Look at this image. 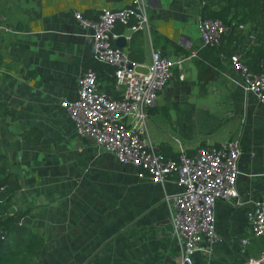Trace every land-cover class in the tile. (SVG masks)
Segmentation results:
<instances>
[{"label":"crops","instance_id":"crops-1","mask_svg":"<svg viewBox=\"0 0 264 264\" xmlns=\"http://www.w3.org/2000/svg\"><path fill=\"white\" fill-rule=\"evenodd\" d=\"M201 1L149 0L142 64L151 62L153 49L176 55V44L191 52L201 45ZM131 3L0 1V16L7 17L12 29L0 30V102L13 112L0 118V149L22 185L15 208L30 209L26 225L44 238L40 254L30 264H182L167 199L182 190L176 176L156 182L114 154H99L92 137L78 133L61 105L63 99L77 97L84 63L93 57L91 30L75 13L96 18L103 7L117 10ZM131 32L128 28L122 34L127 51ZM248 32L247 28L244 33L251 47L255 38ZM188 61L195 67L192 59ZM225 65L224 71L213 69L207 82L205 95L213 94L217 106L192 100L194 88L200 92V87L197 75L189 79L186 74L184 81L177 76L170 81L155 106L175 101L180 108L167 114L153 111L149 118L153 141L169 142L175 150L179 146L174 135L186 150L201 141L220 144L238 138L242 143L239 196L232 202H216L220 240L210 253L196 251L193 264H250V256L260 257L263 251L260 242L244 249L241 239L250 231L248 205L264 196V105L244 90L230 61ZM100 82L114 92V81ZM32 126L44 131L38 145L22 138Z\"/></svg>","mask_w":264,"mask_h":264},{"label":"built area","instance_id":"built-area-1","mask_svg":"<svg viewBox=\"0 0 264 264\" xmlns=\"http://www.w3.org/2000/svg\"><path fill=\"white\" fill-rule=\"evenodd\" d=\"M131 1L129 8L103 7L96 18L75 13L82 25L91 30L93 57L115 66L114 92L102 87L95 70L84 69L79 77L77 97L63 99L61 105L75 121L78 133L92 137L99 154H114L119 162L135 166L142 177L156 182L176 176L182 190L167 198L171 231L180 249L182 264H193L196 251L210 253L220 240L216 202L219 199L232 202L239 196L237 181L242 143L234 138L204 145L189 154L181 140L174 138L179 146L177 158H166L159 151L149 134L150 111L170 81L176 76L185 80L186 62L197 50L169 55L153 49L149 64L131 62L128 51L117 45L123 35L114 28L134 20L131 30L147 31L150 23L149 0ZM247 28L240 25V30ZM0 30H12L6 16H0ZM198 31L201 45L219 46L227 27L219 18L200 16ZM248 34L255 38L254 33ZM230 54V64L238 72L244 90L256 95L264 105V62L261 70L255 72L246 64L243 52L231 50ZM247 218L250 231L241 239L244 249L264 240V196L248 205ZM249 263L264 264V250L260 257L250 256Z\"/></svg>","mask_w":264,"mask_h":264},{"label":"trees","instance_id":"trees-1","mask_svg":"<svg viewBox=\"0 0 264 264\" xmlns=\"http://www.w3.org/2000/svg\"><path fill=\"white\" fill-rule=\"evenodd\" d=\"M1 1V0H0ZM200 13L203 18H219L227 27L219 46L196 47L197 54L192 61L197 69V80L202 94L207 93V82L210 80L212 70L224 71L225 62L230 60V51L243 52L246 64L255 72L261 70L264 62V1L263 0H202ZM135 24L131 20L128 25L120 24L114 31L123 34L124 31ZM240 25L249 26V32L255 34V44L248 47L247 35L240 30ZM143 31L132 30L128 46V56L133 63L145 62V49L143 46ZM169 42L168 39H166ZM177 54L191 53L180 45H175ZM1 50V47H0ZM164 53L168 54L165 49ZM1 56V53H0ZM92 68L96 71L99 81H114L115 66L92 57L84 63V69ZM156 108V107H155ZM151 112L157 111L167 114L172 109L180 108L175 101L167 102ZM13 112L10 107L0 102V118L9 116ZM44 131L38 126H32L23 131L22 138L31 145L41 143ZM204 145L201 141L195 148L187 149L193 154ZM159 151L166 158H177L179 151L166 141L158 143ZM22 189L19 175L11 168L6 154L0 149V264H30L36 258L43 246L44 238L26 225V218L30 209L15 208L17 195ZM259 249L264 250V240L260 241Z\"/></svg>","mask_w":264,"mask_h":264},{"label":"rangeland","instance_id":"rangeland-1","mask_svg":"<svg viewBox=\"0 0 264 264\" xmlns=\"http://www.w3.org/2000/svg\"><path fill=\"white\" fill-rule=\"evenodd\" d=\"M189 65V69L187 70V67ZM188 72V73H187ZM186 74H188V78L190 79H195L197 73L195 70V67L191 63V61H188L186 63ZM196 96V97H195ZM192 100H195L199 104H207L209 107H215L216 105V98L213 94L209 95H203L201 92H199L198 88H194L193 95H192ZM174 138H179L178 136L174 135Z\"/></svg>","mask_w":264,"mask_h":264},{"label":"water","instance_id":"water-1","mask_svg":"<svg viewBox=\"0 0 264 264\" xmlns=\"http://www.w3.org/2000/svg\"><path fill=\"white\" fill-rule=\"evenodd\" d=\"M117 45L120 47H124L126 45V39L124 37H121L117 40Z\"/></svg>","mask_w":264,"mask_h":264}]
</instances>
